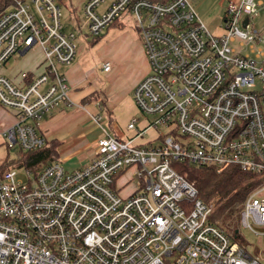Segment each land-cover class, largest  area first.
Returning <instances> with one entry per match:
<instances>
[{"label": "built area", "instance_id": "built-area-1", "mask_svg": "<svg viewBox=\"0 0 264 264\" xmlns=\"http://www.w3.org/2000/svg\"><path fill=\"white\" fill-rule=\"evenodd\" d=\"M62 2L12 0L0 15V105L17 117L1 133L9 150L43 149L42 121L74 106L60 67L75 61L84 26L69 30ZM83 2L93 37L123 14L133 17L150 65L133 96L142 114L156 119L143 129L134 119L128 130L136 134L126 139L106 132L81 168L59 161L37 172L23 167L28 183L7 168L9 159L0 162V264H264L210 221L214 205L175 168L237 167L255 176L240 223L264 234V30L251 21L263 3L228 1L225 33L215 35L189 0ZM36 46L44 51L43 73H23L24 86L1 74L17 53ZM112 68L104 62L105 72ZM157 125L173 136L137 144ZM130 169L141 182L123 196L116 185Z\"/></svg>", "mask_w": 264, "mask_h": 264}, {"label": "rangeland", "instance_id": "rangeland-1", "mask_svg": "<svg viewBox=\"0 0 264 264\" xmlns=\"http://www.w3.org/2000/svg\"><path fill=\"white\" fill-rule=\"evenodd\" d=\"M30 0H26L29 2ZM228 1L230 0H190L195 10L203 14L212 16L213 26L211 33L218 34L219 30L216 29L221 21L220 15L223 14L226 10ZM259 1V0H258ZM263 6L259 8V11L256 15L251 17L252 25L255 29L259 31L264 30V0H262ZM110 2L103 4L99 11H104ZM83 0H63L62 2V14L63 20L67 24L69 30L77 32L79 27H77L78 22L80 25H83L84 28L82 33L77 34V47H78V56L83 60V64L86 67L97 69L99 64L104 58H108L111 61H114L118 69H114L116 74V79L114 82L108 80L104 75L97 72V77L94 81L99 86L104 88L111 89L114 94L124 91L132 81H134L138 74L136 72V67L128 59V48L129 41L134 40L138 41L141 39V35L135 27V22L133 17L129 14H123L117 23L110 25L105 28L100 36L93 37L89 34L86 24V18L82 11ZM75 10V11H74ZM74 11V12H73ZM233 47L238 50L241 49L240 44L234 43ZM243 52L246 54L248 51L246 48H242ZM113 64V63H112ZM15 67V57L10 59L8 68ZM114 98V101H113ZM112 98V110L109 113L105 110L102 115V119L108 123L111 118V125L108 127L110 130V135L118 136L122 139L132 137L136 134L135 131H129L128 125L134 120L139 119L136 127L138 129H143L149 123L155 121L156 116L154 115H144L138 108L135 103L134 96L132 94L125 96L123 99L115 98V95ZM172 128L167 127L166 125H157L152 127L147 132L146 136L139 139L137 144L148 145L149 143L159 140L163 136L172 135ZM173 136V135H172ZM0 160L4 161L9 159L10 161H15L19 157L21 152L18 149L9 150L5 143V139L0 133ZM176 140L182 142L183 139ZM17 170L18 179L22 180L24 183H28V174L26 169L23 167H13ZM138 169H131L124 175L121 180V185L125 182H129L123 189H121V194L123 196H128L138 187L141 180L138 178L137 173ZM32 178V177H31ZM239 238L238 243L244 245L248 252L255 257H259L264 262V234L256 235L249 228L243 227L239 224Z\"/></svg>", "mask_w": 264, "mask_h": 264}, {"label": "crops", "instance_id": "crops-1", "mask_svg": "<svg viewBox=\"0 0 264 264\" xmlns=\"http://www.w3.org/2000/svg\"><path fill=\"white\" fill-rule=\"evenodd\" d=\"M259 1L262 2V0ZM198 16L211 32V29L214 28L213 17L201 12ZM221 18V23L215 27V30H219L216 35L225 33L224 23L227 19V7L225 12L220 15ZM14 57L15 67L9 69L7 65L1 70V74L18 86H24L27 83V80L22 78L23 73L29 72L32 78L45 71L44 51L40 46L21 51ZM128 59L136 67L138 76L124 91L117 94H114L111 89L99 86L94 81L97 72L101 73L102 76L104 75L108 80L115 81V71L119 65L108 58H104L96 70L92 67H86L78 55L72 65L60 67V71L68 80L74 106L71 108L62 107L51 113L42 121L40 131L46 136L48 142L58 143V161L67 168L78 169L88 165L94 159L98 141L105 137L106 132H110L108 127L111 125V118L109 117L110 121L108 120L106 123L102 119V115L105 110L111 112L113 96L115 95V98L120 100L127 95H134L135 87L150 73V65L141 39L129 41ZM106 61L113 63L110 72L103 70V64ZM96 117H101L102 121L96 122ZM16 121V113L0 105V133L13 126ZM4 161L0 160V162ZM123 177L118 180L116 185L120 191L126 183L120 184Z\"/></svg>", "mask_w": 264, "mask_h": 264}, {"label": "trees", "instance_id": "trees-1", "mask_svg": "<svg viewBox=\"0 0 264 264\" xmlns=\"http://www.w3.org/2000/svg\"><path fill=\"white\" fill-rule=\"evenodd\" d=\"M11 2L12 0H0V15ZM57 147L58 143L48 142L41 150L21 151L18 159L6 166L7 168L24 167L37 172L42 167L58 161ZM175 168L179 173L185 174L187 179L195 185L199 198L214 205L210 221L231 234L237 242L241 211L248 195L259 183L258 179L237 167L217 170L184 163L175 164ZM241 245L244 246L243 243Z\"/></svg>", "mask_w": 264, "mask_h": 264}, {"label": "water", "instance_id": "water-1", "mask_svg": "<svg viewBox=\"0 0 264 264\" xmlns=\"http://www.w3.org/2000/svg\"><path fill=\"white\" fill-rule=\"evenodd\" d=\"M247 23H248V19H246V21H245V26L247 25Z\"/></svg>", "mask_w": 264, "mask_h": 264}]
</instances>
